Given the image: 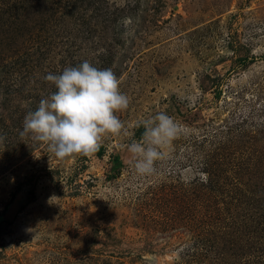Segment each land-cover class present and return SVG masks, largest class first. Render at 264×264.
<instances>
[{
    "label": "rangeland",
    "instance_id": "374dc122",
    "mask_svg": "<svg viewBox=\"0 0 264 264\" xmlns=\"http://www.w3.org/2000/svg\"><path fill=\"white\" fill-rule=\"evenodd\" d=\"M84 60L124 127L58 158L20 132ZM159 112L178 132L140 174ZM0 264H264V0H0Z\"/></svg>",
    "mask_w": 264,
    "mask_h": 264
},
{
    "label": "clouds",
    "instance_id": "9594fccd",
    "mask_svg": "<svg viewBox=\"0 0 264 264\" xmlns=\"http://www.w3.org/2000/svg\"><path fill=\"white\" fill-rule=\"evenodd\" d=\"M56 91L41 99L23 121L21 136L31 134L46 142L58 158L95 152L104 134H117L124 127L117 113L129 106L120 81L111 68H97L84 60L77 66L65 67L60 74L44 76ZM143 142H132L128 151L133 155L136 171L150 174L161 158L160 146L174 138L178 125L165 112L141 121Z\"/></svg>",
    "mask_w": 264,
    "mask_h": 264
},
{
    "label": "trees",
    "instance_id": "16d2710c",
    "mask_svg": "<svg viewBox=\"0 0 264 264\" xmlns=\"http://www.w3.org/2000/svg\"><path fill=\"white\" fill-rule=\"evenodd\" d=\"M103 151H104V147L102 145H100L99 148L95 151V153L97 155H102L103 154ZM28 194H29V196L27 198V201L30 200V198H32L33 195H34V191H33L32 188L29 190Z\"/></svg>",
    "mask_w": 264,
    "mask_h": 264
}]
</instances>
